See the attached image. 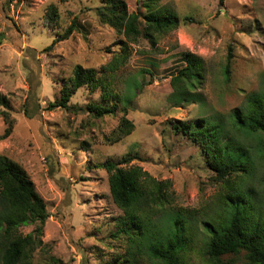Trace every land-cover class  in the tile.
I'll list each match as a JSON object with an SVG mask.
<instances>
[{
	"label": "rangeland",
	"instance_id": "1",
	"mask_svg": "<svg viewBox=\"0 0 264 264\" xmlns=\"http://www.w3.org/2000/svg\"><path fill=\"white\" fill-rule=\"evenodd\" d=\"M127 1L136 11L144 0ZM153 2L172 8L181 22L161 35L156 47L142 37L131 43L129 62L112 77L111 89L125 95L127 85L136 81L128 112L135 130L112 144L106 137L122 112L96 119L88 110L89 104L102 101L101 92L83 87L72 97L71 109L47 110L77 64L99 69L110 60L109 50L117 51L125 39L99 21L96 7L101 0H0V94L9 98L14 120L11 135L0 140V154L25 169L49 213L41 237L47 250H36L34 264H47L49 255L58 264H152L139 255L137 245L132 249L126 238L113 236L124 213L113 202L108 173L100 164L128 155H138L131 164L156 179L170 180L174 207L193 217L190 225L198 232L183 263L217 264L206 254L208 235L202 227L208 212L216 215L223 189L199 146L172 124L229 113L244 105L248 93L264 89V0H225L224 5L219 0ZM52 4L59 10L58 25L46 17ZM75 16L77 30L48 49ZM230 46L233 72L226 84L222 68ZM186 53L203 60L205 79L188 88L196 96L182 100L172 79L186 65ZM26 105L31 117L25 115ZM7 126L0 115V136ZM239 137L235 139L251 149L250 140ZM258 170V182L254 178L250 184L258 185L264 199V159ZM35 226L22 227L21 232L26 235ZM232 256L223 260L247 264L242 256Z\"/></svg>",
	"mask_w": 264,
	"mask_h": 264
},
{
	"label": "trees",
	"instance_id": "2",
	"mask_svg": "<svg viewBox=\"0 0 264 264\" xmlns=\"http://www.w3.org/2000/svg\"><path fill=\"white\" fill-rule=\"evenodd\" d=\"M219 3L224 5L225 0ZM96 15L101 23L125 39L119 41L117 51L109 50L110 60L99 69L77 64L73 73L64 78L60 97L50 101L47 110L71 109L72 97L83 87L92 93L101 92L102 101L89 104L88 110L96 119L113 115L118 109L122 112L118 126L106 137L114 144L135 130L128 112L134 98L132 89L138 87L136 81L130 82L125 95H120L111 89L112 77L128 64L131 43L142 37L156 47L160 36L177 28L181 19L172 8L156 7L153 0H144L136 11L130 10L127 0H101ZM46 17L53 25L59 24L56 5L48 7ZM77 28L78 16H75L48 49L68 39ZM184 56L186 65L174 75L172 84L178 97L188 100L196 96L188 88L203 83L205 68L203 60L196 55ZM233 58L234 49L230 46L222 68L226 84L232 79ZM10 109L9 98L0 94V115L8 125L0 140L13 132ZM24 112L27 117L32 116L27 105ZM172 126L199 146L223 189L216 215L212 217L208 212L203 222L202 230L208 235L204 243L208 258L217 264H230L223 257L233 255L242 256L247 264H264V199L257 191L258 185L250 184L254 178L258 182L259 161L264 159V89L248 93L244 105L229 113L175 120ZM239 135L250 140L251 149L235 139ZM82 146L86 148L88 142L84 141ZM134 158L140 157L128 155L100 164L108 173L113 202L124 213L117 219L113 236L126 238L132 249L137 245L139 255L147 256L152 264H184V255L196 241L198 232L190 225L193 217L186 210L174 207L176 196L172 182L158 180L142 166L131 164ZM48 217L46 202L25 169L9 156L0 154V264H34L36 250H47L41 237ZM31 224L36 225L35 229L24 235L21 228ZM47 258V264L59 263L52 255Z\"/></svg>",
	"mask_w": 264,
	"mask_h": 264
}]
</instances>
